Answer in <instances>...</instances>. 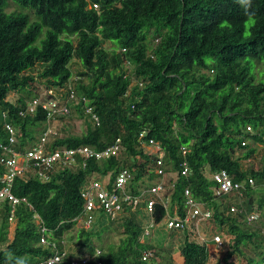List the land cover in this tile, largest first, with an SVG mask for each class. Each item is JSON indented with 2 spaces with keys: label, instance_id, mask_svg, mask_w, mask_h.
Masks as SVG:
<instances>
[{
  "label": "trees",
  "instance_id": "obj_1",
  "mask_svg": "<svg viewBox=\"0 0 264 264\" xmlns=\"http://www.w3.org/2000/svg\"><path fill=\"white\" fill-rule=\"evenodd\" d=\"M13 4L18 8L8 10ZM75 60L83 68L76 75ZM126 62L133 66L131 74ZM35 68L39 71L34 76ZM36 83L60 95L73 83L79 98L71 110L83 131L74 134L64 126L52 149L88 146L100 151L121 140L125 151L91 160L84 169H66L49 182L16 178L12 192L26 201L15 209L13 222L11 205L1 204L0 264H38L53 254L51 244L61 241H67L73 258L94 257L100 250L88 264H176L161 240H142L148 219L143 209L125 206L114 220L101 214L90 229H77L74 221L84 210L82 188L103 175L111 173L112 184L119 171L128 169L133 174L127 188L131 194L139 186L163 181L152 171L156 159L144 152L143 144L150 140L159 142L167 155L170 210L178 206L183 215L184 190L189 189L212 212L227 250L216 264H232L234 254L245 257V264H264V235L247 226L245 214L231 212L234 205L250 213L254 202L264 208V0H0V142L8 140L6 114L18 128L20 151L33 147L46 121L41 109L20 114L38 96ZM83 97L100 125L85 115ZM252 158L259 159L258 169L244 170L242 160ZM184 162L191 171L187 176L182 175ZM222 170L245 185L246 200L225 203L232 195H215L210 175ZM165 216L157 205L156 222ZM112 225L124 235L118 244L106 245L102 232ZM43 227L50 245L40 243ZM164 228L181 239L176 254L182 264H209L208 245L188 230ZM73 230L77 240L71 247L73 237L67 235ZM247 243L253 244L256 256L244 254L241 246ZM144 252H151L147 260Z\"/></svg>",
  "mask_w": 264,
  "mask_h": 264
},
{
  "label": "built area",
  "instance_id": "obj_2",
  "mask_svg": "<svg viewBox=\"0 0 264 264\" xmlns=\"http://www.w3.org/2000/svg\"><path fill=\"white\" fill-rule=\"evenodd\" d=\"M98 8L97 5H94ZM128 74H131L132 64L126 62ZM78 79V77H74ZM43 93L33 100H30L27 107L20 114H35L41 109L46 114V121L43 129L39 134L38 141L33 147L20 151L17 147V126L8 121L7 115L3 114L4 130L7 133L8 140L0 142V166L4 171H0V208L1 204L8 201L11 205V214L9 220L13 222L15 209L25 199L16 197L12 192L13 184L16 178L28 179L37 177L42 182H49L53 176L64 170H77L86 168L89 161L96 160L104 161L113 157H119L125 151L121 140H117L113 145L104 150H96L88 146L78 148L58 147L52 149V142L58 136V131L52 126L53 121L60 118H69L72 116L71 104L77 101L78 95L75 92L73 83L62 90V95L53 89L43 87ZM83 103L85 115L90 117V121L98 126L100 125L99 117L94 113L93 108L89 106L88 100L83 97L80 99ZM251 131V128H247ZM145 132L140 134L139 140H143ZM144 152L156 159V167L152 170L163 179L167 176V155L159 142L150 140L148 144H143ZM185 152V149H182ZM182 175L190 174L189 167L186 162L182 165ZM111 173L103 175L100 179L92 180L86 184L81 191V197L84 200L83 213L74 221L79 229H90L95 223L97 217L101 214L109 219H118L124 214V207L129 206L133 211L143 209L148 215L145 222L144 234L142 240L152 238L157 228L164 226L168 230L184 231L188 230L193 237L206 245L211 244L218 250L225 247V238L221 232H213L210 239L203 234L201 223L209 222L212 218V212L205 206L192 197L189 189L184 190V210L183 215L179 213L178 206H174L172 210L171 199L166 197L167 184L161 181L155 185L139 186L137 194H131L128 191L130 182L133 179V174L128 169H123L118 172L115 180L111 184ZM215 183L214 193L217 197L226 195H237L238 199H243L245 185L243 183L234 182L225 170L213 173L210 175ZM250 187L255 186V181L252 178L248 179ZM171 188V187H170ZM31 211H34L33 206L27 204ZM161 205L166 211V216L162 222L157 223L155 219V208ZM231 212L245 214L248 223H254L258 220V214L255 211L247 212L244 208L237 206L231 207ZM37 224H41V218L38 214H34ZM40 243L42 245H50L46 235V229L43 227ZM51 248L53 254L46 259H42L38 264H59L67 260L68 264H88L91 259H96L100 255V250L96 251L94 257L85 255L83 258H73L68 255V244L66 241H61L60 244L52 243ZM151 256V252H144L143 260H147ZM97 264L101 262L96 261Z\"/></svg>",
  "mask_w": 264,
  "mask_h": 264
},
{
  "label": "rangeland",
  "instance_id": "obj_3",
  "mask_svg": "<svg viewBox=\"0 0 264 264\" xmlns=\"http://www.w3.org/2000/svg\"><path fill=\"white\" fill-rule=\"evenodd\" d=\"M18 8L16 5H11V7L8 9L10 11L14 10ZM45 33V31H44ZM43 33V35H44ZM150 38L152 39L153 37L150 36ZM41 40V39H40ZM159 40H154L153 41V44L155 45L156 43H158ZM106 47H109V43H106L105 44ZM125 68L128 70V68L125 66ZM82 66L81 64L79 63V61L75 60V62L73 63V72H74V75H76L77 73L79 72H82ZM39 71V68H35V70L31 71V74H33L34 76L36 75V73H38ZM36 90H37V93H38V96H40L42 93H43V86L42 85H38V83H36ZM16 96H12V98L14 99ZM62 120H56V121H53L52 123V126H54V128L58 131L59 134H62L63 133V127L64 126H69V127H72V132L74 134H79L81 131H83L84 129V125L82 123V121L78 118L77 114L75 113H72V116L69 117V118H65L63 123L61 122ZM64 134V133H63ZM259 147L261 148L262 146L259 145ZM237 155H241V152H237L236 156ZM258 162H259V159H248V160H242V167L244 170H247V169H250V168H255V169H258ZM163 181L167 184L168 183V178L166 179H163ZM255 197H257L259 199V193L255 194ZM244 199V197H243ZM233 200V201H232ZM246 200V198L244 199ZM238 202V196L237 195H234L232 194L231 196V199L230 200H224L225 203H228V202ZM254 210L257 214H258V220H256L254 223H247V226H250L252 227V229H256V230H259L262 235H264V208L262 210H259L258 208V203L257 202H254ZM242 224H244L245 220L240 218ZM78 229V227H76ZM164 227H159L157 228V230L155 231V234L154 236H152L151 239L153 240H161L163 243H164V246L172 251V253L174 254V259L177 261L176 264H182V261H181V257L179 254H176L177 253V249H178V244H180L182 241L181 239H179L177 236H170L168 232H164L162 229ZM76 229V230H77ZM165 229V228H164ZM201 229L203 230V234L206 235V237L208 239H210V236L213 232H216L218 231L216 229V225L214 224L213 221H209V222H204V223H201ZM76 230H73L69 233V235H67V238L69 236H72L73 239L69 240V245H71V247H73L74 243H76V235H77V231ZM106 231L103 233L102 232V238L105 242V244H118L120 239L123 237V229L120 228V227H116L114 225H112L110 227L109 230L105 229ZM10 233H11V237L13 235V228L11 227L10 229ZM174 237V238H172ZM227 239H229V237H227ZM94 243L96 245L99 246V240L98 238H94ZM67 242V241H66ZM170 243H172L173 245H170ZM209 248H210V252H211V260L209 261V264H216V260L217 258H221L224 254H226L227 250L225 251V249L223 250H218L216 249L214 246H212L211 244H209ZM241 249L242 251L244 252V254H246V256H250V257H253V256H256V252L254 251V246L252 243H247L245 245H242L241 246ZM159 252L164 255L165 253L164 252H161L159 250ZM229 263H232V264H245L246 263V258L245 257H242L240 256L239 254H234L232 257H230L229 259Z\"/></svg>",
  "mask_w": 264,
  "mask_h": 264
}]
</instances>
